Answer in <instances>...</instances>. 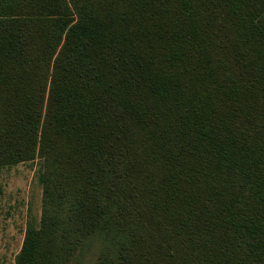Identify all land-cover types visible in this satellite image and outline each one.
<instances>
[{
	"label": "trees",
	"instance_id": "16d2710c",
	"mask_svg": "<svg viewBox=\"0 0 264 264\" xmlns=\"http://www.w3.org/2000/svg\"><path fill=\"white\" fill-rule=\"evenodd\" d=\"M24 162L14 264H264V0H0Z\"/></svg>",
	"mask_w": 264,
	"mask_h": 264
},
{
	"label": "rangeland",
	"instance_id": "374dc122",
	"mask_svg": "<svg viewBox=\"0 0 264 264\" xmlns=\"http://www.w3.org/2000/svg\"><path fill=\"white\" fill-rule=\"evenodd\" d=\"M37 162L0 168V264H14L20 251L31 207L39 221L42 187L36 177ZM88 257L83 264L93 263Z\"/></svg>",
	"mask_w": 264,
	"mask_h": 264
}]
</instances>
